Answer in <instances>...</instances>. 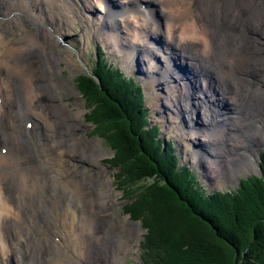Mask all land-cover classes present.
I'll use <instances>...</instances> for the list:
<instances>
[{
    "label": "bare ground",
    "instance_id": "bare-ground-1",
    "mask_svg": "<svg viewBox=\"0 0 264 264\" xmlns=\"http://www.w3.org/2000/svg\"><path fill=\"white\" fill-rule=\"evenodd\" d=\"M144 1L114 0L115 6L104 2L93 17L86 12L81 38L88 35L89 29H93L94 21L104 23L100 35L104 36L112 50L115 48L125 54L134 49L143 53V58L136 62L143 74L145 71L151 75L156 88L161 86L156 93L160 89L167 92L173 89L170 75L176 74L177 70L166 71L168 61H183L192 72L198 66L201 69L202 65L205 66L203 68H212L218 74L217 78L221 77L217 88L228 111L216 110L221 114L217 117L219 121L229 123L233 120L242 130L248 121L256 131L262 128L264 60L260 54L264 52V0ZM127 5L130 7L127 8ZM152 5L156 8L160 6L166 26L163 32V24H149L153 14ZM80 6H83L81 0H0V22H4L6 30H15L20 36L14 43L6 41L4 32L0 31V264L10 256L12 262L13 254H19L21 264H78L75 254L83 257L79 264H101V255H104L102 258L108 256L104 264H118L129 248L122 235L117 241L109 239L114 215L110 208L114 204L105 200L115 199L117 195H114L116 192L111 187V178L106 169L102 168L101 172H105L107 178H93L90 184L87 176L78 178L79 181L76 176L69 178L77 167L86 162L93 165L108 155L100 141H71L64 138L63 127L68 128L70 134L88 129L83 123L84 103L78 99L65 105L57 103L64 93L70 96L77 94L72 82L62 77L63 65H66L71 78L77 73L73 65V52L62 48V40L72 38L70 29L75 20H83L84 12ZM133 10H137L145 19L131 17L137 14ZM21 18L29 26H35L36 35L25 31ZM134 27L144 28L146 36H153L155 40L161 38L166 48L163 49V43L157 48L149 40L137 38ZM73 41L74 38L71 39ZM139 46H144V51ZM181 53L188 58L187 61L181 57ZM160 56L164 63L155 65V59ZM194 60L198 62L193 64ZM177 63L173 64L176 66ZM252 72L256 78H250ZM154 74L156 77H153ZM183 78L179 75L175 77L177 84L185 90L186 85L181 83ZM149 81L152 79L149 78ZM167 82L170 84L167 85ZM228 83L233 87H228ZM157 95H161L160 92ZM179 97L180 94H177L176 99ZM198 99L197 94H190L186 99L185 93V100L177 109L173 105L179 100L175 99L164 102V106L173 107L174 112L169 111L172 119L184 116L187 125L192 120L193 128L189 132L179 128L176 130L178 133L184 132L187 146L195 139L199 142V152L206 151L207 145L213 143L221 145L225 151L223 154L209 150V155L204 153V156L215 158V153L217 156L219 154L231 171V154L238 153L244 135L234 133L240 138L236 140L227 134L218 132L211 135L204 133L205 129L204 132L200 130L203 119L198 114L207 113L208 107L201 105ZM194 103L200 111L196 110L195 114L191 112L194 114L192 117L186 112L179 117V113L189 111ZM34 104L37 110H33ZM70 105L75 107L73 114L68 111ZM233 105L239 111V118L234 113ZM61 108H66L68 113ZM53 117H58V120H53ZM208 118L206 115L205 125L213 121ZM29 124L32 125L31 129L28 128ZM232 126L238 129V126ZM200 138L204 140L200 141ZM254 139L257 140V149L249 154H246V146L241 144L243 151L238 157L246 163L241 164L239 169L233 167L231 173L235 174L236 180L245 172L258 171L264 134L257 132ZM2 149L7 150L6 154H2ZM195 153L193 150V157ZM194 159L198 160L197 157ZM213 166L210 165V168ZM104 188L107 191L101 194ZM91 191H97L101 197L88 199ZM105 203H108L106 210ZM98 211L110 222L105 225L108 235H104L100 219L95 214ZM134 228L128 227V230L134 233L140 231L138 227V230ZM24 243L26 254H22ZM68 253L74 254V260L70 259Z\"/></svg>",
    "mask_w": 264,
    "mask_h": 264
},
{
    "label": "trees",
    "instance_id": "trees-1",
    "mask_svg": "<svg viewBox=\"0 0 264 264\" xmlns=\"http://www.w3.org/2000/svg\"><path fill=\"white\" fill-rule=\"evenodd\" d=\"M77 88L93 134L114 151L125 197L135 198L125 213L146 231L143 264H264V151L260 177L242 179L235 192L207 193L152 124L143 86L110 64L102 47Z\"/></svg>",
    "mask_w": 264,
    "mask_h": 264
},
{
    "label": "rangeland",
    "instance_id": "rangeland-1",
    "mask_svg": "<svg viewBox=\"0 0 264 264\" xmlns=\"http://www.w3.org/2000/svg\"><path fill=\"white\" fill-rule=\"evenodd\" d=\"M81 1H82L83 6H80V7L84 12L83 13V20L82 19L80 21L75 20L73 22V26L70 29V34H71L72 38H74V41L71 42L72 38H70V39L65 38L62 40V41H64L62 48L67 49V50L70 49L73 52V56H72V59L74 61L73 65L75 66V68H76L75 70L77 71L76 75L71 78L70 72L68 70H66L67 69L66 65H63L64 71L62 73V77L64 79L72 82V85H74L76 88L77 94L70 96V95H66L64 93V96H62V98H60L57 103H61V104L65 105L68 103L70 104V102L74 103V102H76L77 99H78V101H80V102L82 101L84 103L85 115H84L83 123L88 126V129L85 131H82V129L79 128L80 130H77L76 134H74V133L70 134L69 129L63 127L62 128V129H64L63 134L65 135L64 138L70 139L71 141L72 140H74V141H76V140L77 141H80V140H82V141H94V142L100 141L102 143V147H103L104 151H107L108 155L106 156L105 159L100 160V162L95 161L96 163H94L93 165H91L89 162H86L81 167H77V171L74 174H72L71 176H69V178L76 176V178L78 180V178L81 179L82 176H87L90 178L89 179V184H90L91 181L93 180V178H95V180H98L100 178H102V179L107 178V174L105 172H101L102 168L106 169V172L109 173L110 178H111V187L116 192L114 195H117V198H115V199L105 200V202L109 201V204H114V206L112 208H110L111 212H114V215L111 218L113 228L110 232L111 235H110L109 239H111L112 241H117L119 236L122 235L124 240L127 242L128 246H129L127 252L123 253L122 258L118 262V264H143V261L141 258L144 254L142 242H143L144 236L146 234V231L142 228L143 225H142L141 221L132 220L130 217V214L125 213V208L130 207L135 202V200H134L135 198L134 199L132 198V200H131V199H128L127 197H125L124 192H123L124 189L118 180L120 177V174L122 173L121 169L119 168L120 166H118V164L116 163L117 166L113 167L110 163L113 156H114V151L110 149V147L108 146V144L106 143L105 140H103L102 138L93 134V131L96 132L95 125L86 121V117H88V115L91 114V108L89 107L88 103L82 97L80 91L77 88L78 78L81 76H84L85 74H91L93 72V68L95 67L96 60H97V48L100 46L105 50V57L107 58V60L110 64L114 65L115 67L120 68L126 76L134 77L138 83H141L143 85V90H144V94H145V98H146V106L150 110V115L152 116L153 124H158V126L161 128L162 135H163L165 140H172L174 142V144L176 146V152L179 155V159H180L182 166L188 165L189 168L193 172H195V174L198 177V181H199L200 185L205 189V191L207 193L235 192L239 186L240 180H242L243 178H248L250 176L258 174V171H260V156H261V153L264 151V145H263V147H260V153H259V158H258V163H259L258 171L245 172L239 177L238 180L235 179V176H234L235 174L233 175L231 173V171H232L233 167L235 169H239L241 164L246 163L244 160H242L241 157H238V154L242 155L241 154V151H243V147L241 145L242 143L246 146V154H249L250 152H254L257 149V146H256L257 140L255 141L254 134L257 132H261L262 134H264V126L262 128H260L258 131H256V129H254L253 127L252 128L250 127L252 124H250V121H248L245 129L242 130V128H240L238 126V124H236L233 120L230 121L229 123L219 121L218 116L221 114H218L219 112H217L216 110L227 111L225 108V102L222 99L223 97L217 88V84L221 83V77L219 76V78H217L218 74L215 73L212 68H203V67H205L204 65H202L201 69H199L200 66H198L197 70L195 72H192L190 67H188L187 64L185 65V63L183 61L181 63L180 62L177 63L175 61H168L167 64L165 65V66H167L166 71H168V70L174 71L176 69L177 71L176 72L174 71V72L176 74L178 73L177 75L181 76V78L184 77L182 79L181 83L186 85L185 90L182 88V86L180 84H177V81L175 79V77L177 75L172 73L170 76L172 79L171 85L173 86V89H171L168 92L164 91L163 89H160L156 93L155 91H157V88H160L161 86L158 85L156 88L155 87L156 83H154L153 78H151V75L149 76V74L148 73L146 74L145 71H144L145 74H143L141 72V66L137 63V62H139V58L140 59L143 58V56H144L143 53L142 52H140V53L135 52L134 49H131L129 52H127L125 54H124V52H121L119 50H115V48H114V50H112V48L107 45L104 36L100 35L102 33V31L104 30V29H102L104 23H101L94 18L96 20V21H94V26L96 27V29L93 26L92 30L89 29L88 35L81 38V36L83 34L82 30L84 29V26H85V18H86L85 13L87 12V14L89 13L88 14L89 16L93 17V13L96 14L97 12L100 11L98 7L100 6L102 8V3L105 2V4H108L110 6H115L114 0H81ZM143 3H147V2L144 1ZM152 6H153V14H152V20L149 21V24L156 23L158 25V22L163 24V26H162V28H163L162 32H163L166 30V26H165V19L162 15L160 6H158V8H156L155 5H152ZM194 8H196V5H194ZM133 12L137 13V10H133ZM97 16H99V15H97ZM131 17L138 18V19H141V18L145 19L139 13H137L135 16H131ZM20 21L24 24V26L26 28L25 31L27 33L36 35L35 26L33 24H31L29 26L28 24L25 23L23 18H21ZM95 23H98V24L95 25ZM104 26H105V24H104ZM5 27L6 26H5L4 22L3 23L0 22V31L4 32V39L6 41H10V42H14V43L17 42L20 39L19 38L20 36L17 35L15 30H6ZM133 31L135 32V35L137 38L147 39L150 42L154 43V45L157 48H160L162 46L163 40H161V38L155 40V38L153 36H146L147 31L144 28H140V27L135 28L134 27ZM139 32H141V33H139ZM67 43H69V44H67ZM139 47L142 48L144 51V48H145L144 46H139ZM165 48H166V45H165V43H163V49H165ZM73 50H75V51H73ZM79 54H81L82 56L80 57ZM260 55H261L262 59L264 60V52H262V54H260ZM163 56H165V54ZM181 57L185 58L186 61L188 59L187 57H184V55L182 53H181ZM189 61H191V60L189 59ZM159 62L164 63V61H162V56L156 58L154 61V64L156 65ZM197 62L198 61L194 60L193 64H195ZM140 63H141V61H140ZM173 63H177V65L175 66ZM191 75H192V77H191ZM250 75L252 76L250 78L253 79V76L256 78V75L254 74V72L250 73ZM154 76L156 77L155 74L153 75V77ZM149 78L152 79L151 82L149 81ZM206 79H207V81L205 82ZM225 81H228V80H224V82ZM166 84L169 85L170 83L167 82ZM228 87L231 88V87H233V85L231 83H228ZM159 92L161 95H157ZM185 93H186V99L188 98V96L190 94H197V96L199 98L198 102L201 103V105L208 107L207 113L201 114L199 112V114H198L203 119L200 121L199 127H200V130H202V131H203V129H205L206 132L203 131L204 133H209L211 135H214V134H217L219 132V134L220 133L227 134L231 138L236 139V140H240V138L236 137L234 135V133H236L237 135H240V136L244 135L242 137V140H240V148L238 149V153H232L231 154L232 160H233V166L231 167L232 168L231 171H230V167L228 166V163L225 162L226 160H224L223 158L221 159V157L219 156V154H223L225 152L224 148L221 147V145L218 146V145H215V143L210 144V145L206 144L208 147L206 150L207 152L206 151L199 152L198 151L199 142H196L197 141L196 139L194 141L195 144H194V142H192V143H188V146H187L186 142H188V141H186L187 139L183 136L184 132H181V133L176 132V130H178L177 128H179L185 132L186 131L189 132V130L191 128H193V127H191L193 125L192 120H190V125H187L186 123H184V121L186 120V117L183 116V115H185V112L188 116L192 117V116H194L196 110L200 111L199 106L196 105V103H194L192 105V108L189 111L184 110L183 111L184 113H182V114L179 113V115H180L179 117H181V116H183V117H181L179 119L173 117V119H172L171 116H169V111H171L170 113L174 112V109H172L173 107L177 109L178 107H180V105H182V103L185 100ZM177 94H180V97L178 99H176ZM173 99H175L176 101L179 100L177 102V103H180L179 106L175 107V105L177 103L175 105H173V107H171V108H167L164 106V102H171ZM46 102H48V101L46 100ZM233 107H234V105H233ZM37 108H38L37 105L34 104L33 110H37ZM61 109H63V108H61ZM63 110L67 113L69 111L70 113L73 114V112L75 111V107L70 105V107H68V111L66 110V108ZM191 112H193L194 114H192ZM234 113H235L236 117L239 118V111H238L236 106L234 107ZM206 115L209 116V118L213 119L211 124H209L208 122L206 123V125L204 124L206 122ZM229 115L233 116L232 112H229ZM242 117H244V116H242ZM224 119L226 120L225 117H224ZM247 119H249V117H247ZM53 120L57 121L58 117H53ZM193 120H195V117H193ZM232 125L238 126V129H240V131L238 129L234 128ZM201 140H204V138L203 139L200 138V141ZM193 150H195V152H196L194 154V157L198 158L197 161L193 157V154H192ZM209 150L210 151L212 150L211 152L214 151L216 153H219L218 156L215 153V158H214V156H211L212 158H209L210 156L208 158H205L204 153L208 156ZM202 161H203V163H202ZM207 162H209V163H207ZM210 165H214V166L210 168ZM216 171H217V173H215ZM256 177H260V176H256ZM140 184L143 185L144 182H142V183L140 182ZM140 184L135 185V188L141 187V186H139ZM106 191H107V189L104 188L102 190L101 194H103ZM133 192H132V194L134 195L135 192L134 193ZM100 195L97 193V191L96 192L91 191V193L89 195H87L88 196L87 198L88 199H91V198L98 199L101 197ZM112 201H115V202H112ZM106 204H108V203H105V207H104L105 210H106ZM94 208H96V207H94ZM95 214L100 219V225L103 228L104 235L105 234L108 235V232L105 229V225L106 224L109 225L110 222H108L107 218L103 217V215H102L103 213L101 214L98 211ZM94 225H95V223L91 226H94ZM132 226L135 227L134 229H137V227H138L140 229V231L139 232L137 231V233H134L135 231L128 230V227L130 229V227H132ZM101 233H102V231H101ZM115 245H116V243H115ZM22 248L24 249L22 254H26L27 252L25 250L26 249L25 243L22 245ZM13 255L14 256H13L12 262L10 261V258H11V256H10L8 258V260L6 261V259H5L2 264H21V259H20L19 254H13ZM68 255H69L71 260H74V257H76L78 264L81 262V260L83 258V257L77 256L76 254L74 256V254H72V253H70V254L68 253ZM103 256L104 255H101L100 259H99L101 264L106 263V261L108 260L107 255L105 256V258H102ZM110 261H113V259ZM107 263H109V262H107Z\"/></svg>",
    "mask_w": 264,
    "mask_h": 264
},
{
    "label": "water",
    "instance_id": "water-1",
    "mask_svg": "<svg viewBox=\"0 0 264 264\" xmlns=\"http://www.w3.org/2000/svg\"><path fill=\"white\" fill-rule=\"evenodd\" d=\"M256 176H261L260 171H258V174H256ZM240 183H241V180H240Z\"/></svg>",
    "mask_w": 264,
    "mask_h": 264
}]
</instances>
